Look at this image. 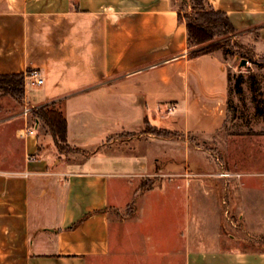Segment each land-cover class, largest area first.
<instances>
[{
	"label": "crops",
	"instance_id": "0c3cea01",
	"mask_svg": "<svg viewBox=\"0 0 264 264\" xmlns=\"http://www.w3.org/2000/svg\"><path fill=\"white\" fill-rule=\"evenodd\" d=\"M207 2L264 49V0ZM177 13L173 0H0V75L43 79L19 111L21 163L3 169L0 158V264H264V249H223L234 241L223 235L228 214L237 233L264 238V135L237 142L226 178L190 140L221 132L230 83L218 53L190 56ZM54 102L67 143L90 147L85 158L51 162L52 139L21 114ZM145 123L183 137H146ZM151 177L167 180L139 199L158 206L113 222Z\"/></svg>",
	"mask_w": 264,
	"mask_h": 264
},
{
	"label": "rangeland",
	"instance_id": "374dc122",
	"mask_svg": "<svg viewBox=\"0 0 264 264\" xmlns=\"http://www.w3.org/2000/svg\"><path fill=\"white\" fill-rule=\"evenodd\" d=\"M178 4L179 3L177 2L174 5L177 10L179 9ZM180 15L183 17L184 11H181ZM226 39L229 40L227 55H223L221 51L216 53H218L227 64V71L231 77V92L229 94L231 106L230 112L221 132L218 133L213 140L204 141L200 138L198 139L193 137H190V140L195 143L198 148L207 152L206 154L210 155L211 159H215L217 163H219V167H221L217 173L223 172L231 174L229 171L232 167L231 162L235 158L234 151L237 142L240 144L245 141L249 144L253 142L252 140H257V135H264V127L262 125L264 120L256 113V107H262V100L264 99V49L261 51L255 50L252 47V44H250V37L247 36L235 37L234 34L231 37L222 39L221 41ZM242 60L245 61L243 66L241 65ZM235 84H238V91H235L234 89ZM169 106L174 105L164 104L165 110ZM20 110L21 104L17 103L9 96H0V158H4V165L2 166L3 169L17 168L23 159L22 141L17 135L18 131L24 128L22 117L19 114ZM162 115L165 116L164 114ZM143 132L146 137H156L149 132L148 126H143ZM128 137V135H119L115 136L113 139H115L114 141L118 143L126 141ZM182 137L183 136L180 135L179 139ZM168 138L171 137L163 139ZM228 142L230 143L227 145L226 143ZM46 143L47 142L44 141V144L48 146L47 148L49 149L51 162L55 159H82L88 156L91 152L90 147L83 149L75 147V145H69L67 143V139L65 145L56 146L52 143V141L48 143L49 145ZM250 146L253 147V145ZM152 148V153L156 154L158 150H156L154 146ZM221 161L225 162V168L223 167L224 164H221ZM164 165L165 164L163 163V166ZM162 169L164 171L167 170V168ZM231 169L233 170V168ZM161 180L165 181L167 178L160 180L155 177L145 178L141 181V183L144 184L145 187L152 186V188L156 190L157 187L161 186ZM128 186L133 190L136 188V183H131ZM142 193L143 192H139L134 198H129L127 200V206H125L120 213L112 211L111 220L115 222L116 219H127L131 215H134L133 213H135L137 208L145 209L146 211L149 208L158 206V203L155 202L154 199L151 200V202H144L143 199L140 200L139 197ZM146 217L148 216L146 215ZM225 219H227L228 223L223 225V235H225L228 239H233L234 241H228V244L223 246V249L249 251L264 249V240H254V238H258V236H246L245 234L236 232V216L234 214L226 215ZM146 226L147 224L143 222L139 227L140 238L144 232L148 231ZM119 232L118 248L122 249L123 228H121ZM145 239V237L140 240L138 239L144 246L142 249L146 247ZM130 243H132V240ZM256 243H259V245H255ZM148 259V256H145V260L147 261ZM161 262H163L162 259H160V263Z\"/></svg>",
	"mask_w": 264,
	"mask_h": 264
},
{
	"label": "trees",
	"instance_id": "16d2710c",
	"mask_svg": "<svg viewBox=\"0 0 264 264\" xmlns=\"http://www.w3.org/2000/svg\"><path fill=\"white\" fill-rule=\"evenodd\" d=\"M177 2L180 9L177 10L178 20L185 23L188 47L196 49L191 52L190 56L197 57L218 51H221L223 55H227L229 40H221L236 33L228 17L223 12L215 11L207 0H173L174 5ZM181 11H184L183 17L180 15ZM227 76L230 83L229 72H227ZM23 80L24 74L0 75V96H9L17 103L22 104L24 99ZM234 89L238 91V84L234 85ZM230 92L231 88L229 87V94ZM230 109V101H228L229 112ZM256 113L264 120V99L262 100V107H256ZM30 114L45 128L54 145L66 144L67 122L60 109V102L50 103L41 107H32ZM145 126H148L149 132L158 138L180 137V134L156 129L148 123H145ZM151 189L152 186L145 187L141 183L138 193Z\"/></svg>",
	"mask_w": 264,
	"mask_h": 264
},
{
	"label": "built area",
	"instance_id": "2783aa9c",
	"mask_svg": "<svg viewBox=\"0 0 264 264\" xmlns=\"http://www.w3.org/2000/svg\"><path fill=\"white\" fill-rule=\"evenodd\" d=\"M24 95L27 93V91L31 88H34V87H38V86H41L43 84V79L41 77V74L36 71V70H30V71H27L25 74H24ZM32 111V107L30 106H27V105H24L23 109H22V115L24 117L28 116ZM175 111V106H169L166 108L165 112L168 113V114H171ZM29 134H32L33 132L32 131H28ZM219 177H229L231 176V174L229 173H220L218 174ZM238 177V175H237Z\"/></svg>",
	"mask_w": 264,
	"mask_h": 264
},
{
	"label": "water",
	"instance_id": "95a60500",
	"mask_svg": "<svg viewBox=\"0 0 264 264\" xmlns=\"http://www.w3.org/2000/svg\"><path fill=\"white\" fill-rule=\"evenodd\" d=\"M245 64V61L244 60H242V62H241V65L243 66Z\"/></svg>",
	"mask_w": 264,
	"mask_h": 264
}]
</instances>
